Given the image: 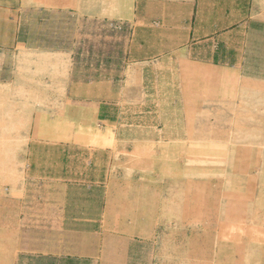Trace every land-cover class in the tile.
I'll return each mask as SVG.
<instances>
[{"label":"rangeland","instance_id":"1","mask_svg":"<svg viewBox=\"0 0 264 264\" xmlns=\"http://www.w3.org/2000/svg\"><path fill=\"white\" fill-rule=\"evenodd\" d=\"M33 1L0 0V226L16 227L17 201L40 200L44 177L65 178L76 223L98 215L111 245L99 258L21 254L15 264H264V25L164 55L183 42L146 40L91 20L88 9L29 8ZM126 60H143L144 77L139 96L109 106L114 141L95 131L72 143L42 135L69 129L70 119H58L66 105L53 103L69 79L71 95L84 96L90 82L118 78ZM85 179L94 183L91 207ZM32 215L47 222L39 209ZM33 236L67 242L63 232ZM9 245L0 238V249Z\"/></svg>","mask_w":264,"mask_h":264},{"label":"crops","instance_id":"2","mask_svg":"<svg viewBox=\"0 0 264 264\" xmlns=\"http://www.w3.org/2000/svg\"><path fill=\"white\" fill-rule=\"evenodd\" d=\"M80 0L67 2L66 0H34V4L28 5L33 9H73L75 11L89 10L91 20L115 25H123L128 29L129 34L138 31L144 35L146 40L153 39L160 42H183L171 44L170 52L162 55H173L179 52L182 46H193L194 42H215L216 40L227 39L232 36L238 39V33L247 32L259 33L253 25H264V0H90V7L83 8ZM258 2H261L260 4ZM53 3V4H52ZM148 35V36H146ZM140 40L139 48L144 46L146 40ZM19 42L17 45L19 46ZM218 47L220 46L218 44ZM221 49V48H220ZM130 56L131 52L128 51ZM220 53L214 52V57ZM43 55L42 57H46ZM49 56V55H48ZM144 77V62L123 61L118 78L114 76L103 77L100 81L90 82L86 88L90 91L84 96L76 97L71 95V90L77 87L70 79L66 83L65 95L62 100L57 97L53 103L66 105L65 113L61 112L58 119L68 120L67 131L53 130L52 132H42L43 136H48L54 143H72L70 137H86L94 134L100 136V141H114L113 118L108 115L109 106H120L126 104L130 93L139 96L140 88ZM118 88L117 98H111L110 92L106 95L97 90L99 87ZM45 87V86H44ZM51 88V84L49 85ZM62 96V95H61ZM49 98V99H48ZM44 97L46 103H51V97ZM114 110V109H113ZM119 117V116H118ZM73 121V125H69ZM48 122H53L51 118ZM102 125H98V124ZM45 125V123H44ZM100 127V128H99ZM77 131V132H75ZM35 132V136H40ZM48 134V135H45ZM69 137V138H67ZM63 139V140H62ZM77 143H81L78 142ZM85 144V142H82ZM101 144V143H99ZM108 145V144H107ZM103 146V145H102ZM102 149V148H98ZM90 160L86 166H93ZM32 165H29V170ZM109 166H107V169ZM109 177V176H108ZM44 185H48L42 191V197L37 200L34 195L22 194L20 201V218L16 227L11 229L0 226V238H9L11 245L5 248V252L0 249L2 257L0 264H15L21 254H29L40 258H99L100 249L108 248L110 242H104L101 236L102 229L98 223L99 216L94 220L83 219L86 224L79 226L80 221L74 211L75 195L68 183L70 179L47 178L44 177ZM88 192L83 196L84 205L90 206L92 196L89 190L94 183L90 180H83ZM71 185V187H70ZM81 186V187H85ZM26 199V200H24ZM41 210L47 218L44 220L35 219L32 213ZM54 220L55 222H50ZM59 220V222H58ZM63 232L67 234L66 243H50L44 240H35V233ZM127 243V242H126ZM111 245V244H110ZM129 244H124L123 250L126 252Z\"/></svg>","mask_w":264,"mask_h":264}]
</instances>
